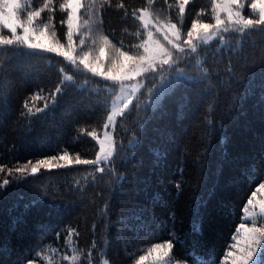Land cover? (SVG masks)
Listing matches in <instances>:
<instances>
[{
  "label": "trees",
  "instance_id": "trees-1",
  "mask_svg": "<svg viewBox=\"0 0 264 264\" xmlns=\"http://www.w3.org/2000/svg\"><path fill=\"white\" fill-rule=\"evenodd\" d=\"M64 2L54 0L53 22L61 42ZM181 2L98 0V23L83 19L89 20L90 34L98 31L95 36L107 35L113 44L123 41L132 48L145 38L132 15L136 9L161 12L185 30L196 20L213 19V0H188L183 14ZM121 3L124 8L118 7ZM218 41L201 46L195 55V60L206 59L205 83L181 84L154 112L145 108L149 86L140 91L118 118L114 135L122 146L112 157V170L103 173L75 160L96 157L97 142L87 133L103 130L113 95L109 82L83 70L65 80L64 72L74 68L54 53L35 61L7 59L10 50L0 54L10 82L0 97V167L5 168L0 182L10 181L0 189V264H85L93 241L90 264H137L155 244L169 240L174 260L222 263L244 220L242 207L264 182V31H229L223 47ZM187 68L194 74L196 62ZM61 79L65 92L52 106L50 97ZM26 100L33 112L45 102L49 107L29 116ZM64 153L71 163L53 161L63 167L41 168L26 180L7 174L29 160L35 164ZM196 223L199 231L193 228ZM73 250L79 256L74 262L66 256Z\"/></svg>",
  "mask_w": 264,
  "mask_h": 264
},
{
  "label": "snow or ice",
  "instance_id": "snow-or-ice-1",
  "mask_svg": "<svg viewBox=\"0 0 264 264\" xmlns=\"http://www.w3.org/2000/svg\"><path fill=\"white\" fill-rule=\"evenodd\" d=\"M183 2L187 3L188 0H183ZM89 3L94 5L96 0H89ZM249 3L250 9L247 15H243L239 10H233L234 8H244L243 4H239V0H224L223 4L219 2L215 3L214 13L217 10H222L226 15L228 23L226 24L219 14L214 15V24H199L194 21L186 32L183 44L180 42V29L177 28L176 23L169 22L168 24H164L158 17L148 12L147 9H136L132 15L138 19L141 29L145 33V38L142 39L141 43L132 45V48H127L123 41H119L118 46L117 44H113L107 35L101 34L98 41L96 39L91 40L93 46H96L98 43L99 55L94 58V61H90L89 54L91 49L83 52L79 57L73 55L75 50L74 34L81 35L78 42L81 46L85 45L84 35L88 34L80 33V21L83 19L80 10L83 9L89 15V18L92 15L90 7L85 5L84 0H65L60 5V9L66 13V16L59 21L60 25L66 29L62 32L65 43H61L60 38L56 35V28L53 22L56 11L54 0H43V3L36 7L22 4L21 0H0V29H6L9 33L7 35L0 34V54L9 52L10 50V55L7 56V59L26 57L35 61L45 57L48 53H54L56 56L64 57L77 71L81 70L80 66L82 65L84 72L102 77L105 81H111L112 88L110 91L113 95L108 101V115L106 122L103 124V138L98 137L94 131L87 133V135L93 137L97 142L99 151L96 154V158L87 160L80 159L77 156L75 160L76 164L95 165V171L103 173L105 172V168H109V171L112 170L109 167L113 162L112 157L115 155L117 147L122 146V143L116 141L112 135V132L115 131V118L124 116L125 110H129V106L136 99V93L144 87V83L137 81L136 78L142 77L145 81L152 84V87L147 89L149 98L145 102V108L153 112L161 108L165 98L172 96L181 84L187 88L191 84L205 83L209 79V72L203 66L206 63V59H197L195 73L188 74L184 68L177 66L182 57H178L176 53L184 54L186 49L191 53H197V43L195 41L208 45L217 36L220 37L218 41L219 45L223 47L225 40L222 33H228L229 31L238 32L241 35L246 30L259 29L264 31V0H249ZM118 7L124 8V4L121 3ZM45 11L49 15L42 17L41 14ZM179 11L183 14L184 8L181 6ZM253 12L258 14V18H251ZM83 26L90 33L89 20H83ZM198 28L203 30L202 34L197 31ZM18 29L21 31L18 32ZM162 29H167L162 34L169 46H165L153 39V31L161 32ZM49 32L53 39L42 40L41 38L45 37ZM169 32L171 36H169ZM140 35V31L135 33L137 37H140ZM132 49H143V51H132ZM106 53L108 67L106 70H101V58L105 57ZM166 66L168 75L167 77L160 75L158 77L159 84H157L155 82L157 79L155 74L165 72ZM60 71L63 72V69H60ZM227 71L231 72L232 70L229 67ZM5 73L4 62L0 60V97L6 94L5 89L10 83L6 79ZM67 80L72 81L73 77L68 76ZM132 81H136V83L132 84ZM64 83L65 80L61 79L51 94L50 102L52 106L56 105V96L64 94L65 89L62 87ZM38 97L39 93L31 99ZM97 99H99L98 95ZM23 107L27 110L29 116H33L36 113L44 112L49 107V103L45 102L44 107L35 109V112L29 106L28 100L24 102ZM134 107H139V101ZM208 111H212L211 107H209ZM21 115H24V113L22 112ZM207 123L211 124L212 121L209 119ZM109 129L112 131H109ZM57 160L71 163L68 154L64 153L59 157L51 156L37 160L35 164L29 160L20 167L7 169V174L12 176L13 180H26L28 176H36L41 168L51 170L63 167L64 165L53 163V161ZM4 171L5 168L0 167V172ZM9 183V179L5 178L0 182V189L6 187ZM176 187L179 189V184ZM261 190H264V183L259 184L256 192ZM256 192L252 193V198L247 199L246 205L242 207L244 220L238 225L232 237L233 242L226 246V251L223 254V264H264V201H259L258 213L250 212L248 208V205H253V198ZM32 203L35 204L37 201H33ZM249 219L251 220V226L247 222ZM257 219L260 221L259 225L257 224ZM93 228H95V225H93ZM193 228L195 231L200 230L198 223L194 224ZM241 235L242 239L239 238ZM173 247L174 245L171 240L165 242V244H156L154 246L152 251L157 253L160 264H171L165 258L169 257ZM95 248L96 243L93 241L92 248L86 253L85 264H90L92 250ZM193 255L195 256V254ZM77 259H79V256L73 250V262ZM145 259V256L140 257V261H144ZM199 259V257L196 258V260ZM28 264H32V261L29 260ZM212 264H219V262L213 261Z\"/></svg>",
  "mask_w": 264,
  "mask_h": 264
},
{
  "label": "rangeland",
  "instance_id": "rangeland-1",
  "mask_svg": "<svg viewBox=\"0 0 264 264\" xmlns=\"http://www.w3.org/2000/svg\"><path fill=\"white\" fill-rule=\"evenodd\" d=\"M24 2H25V0H21V3H22V4H23ZM97 2H98V0H96V3H95L94 5H91V4L89 3V0H84L85 5L88 6V7H90V9H91V11H92V15H91V20H92V21H91V22H93V25H95L96 23H98V22H97V21H98V17H97L98 14H97V12H96ZM217 2L223 4V3H224V0H213V10H214V8H215V3H217ZM239 4H243V5H244V8H242V9H240V8H234L233 10H234V11H235V10H239V11H241V13H242L243 15H247L248 12H249L248 10L250 9V4H248L246 0H239ZM181 6L184 8V11H185L186 3L181 2ZM143 9H147L148 12H150V13H152L154 16L158 17L159 20L162 21L164 24H168L169 22H170V23H176V24H177V28L180 29V36H181V41H180V42L183 44V40L186 38V32H187L190 28L187 29V30H185V29H184V28H183L178 22H176V21H174V20H171L170 18H167V17L164 16V14H162L161 12L154 11V10L149 9V8H143ZM254 13H255V12H254ZM80 14H81L82 17H83V16H86V17L89 16L88 14H86V13L84 12L83 9L80 10ZM215 14H219V15H220V18L223 19V20H225V23H226V24L228 23V22H227V19H226V15H225V13H224L222 10H217L216 13H214V11H213V19H212V20H196L195 22H198L199 24H204V23L214 24V23H215V20H214V15H215ZM255 14L258 15L257 13H255ZM251 18L256 19L254 16H251ZM22 19H23V17H22ZM82 20H84V19H82ZM82 20L80 21V24H81L80 33H81V34H85V33L83 32V29H82V27H83ZM166 30H167V29H162L161 32H156V31L154 30V31H153V39L156 40V41H159V43L164 44L165 46H169V45L167 44V41L164 39L163 34H162V33H163L164 31H166ZM20 31H21V30L18 29V32H20ZM197 31H198V32H201V34H202V32H203V30H202L201 28H198ZM97 33H98V31H97V32H94V33H93L94 35H92V34H90V33H88L87 35H84V38H85V41H86V42H85V45H83V46L79 45V43H78L79 40H80V38H81V35H75V34H74V49H75V50H74V52H73V55H76L77 57H79V56H81V55L83 54V52H87V51H89V49H91L90 54H89V60H90V61H94V58H95L96 56L99 55V52H98V46H99V45H98V43H97L96 46H93V45L91 44V40H92V39H96V40L98 41V38H99V37L95 36ZM0 34H5V35H7V34H9V33L7 32L6 29H0ZM226 34H227V33H222V35L224 36V40H225ZM169 36H171V33H170V32H169ZM41 39L44 40V41H47V40H51V39H53V38H52V36H51V34H50V32H49V33L46 34L45 37H42ZM215 39H218V40H219L220 37L217 36V37H215V38L212 39V40H215ZM212 40H211V41H212ZM195 42L197 43V53H198V49H199L201 46H203V44H201V43L198 42V41H195ZM61 43H65V42H61ZM109 47H110V46H109ZM197 53H191V52H189L187 49H186V52H185L184 54L176 53V55H177L178 57H182V58L180 59L179 64H178L177 66L180 67V68H184V69H185V72L188 73L187 63H190V65L193 66V63L196 62V60H195V55H196ZM101 61H102V63L100 64V68H101V70H106L107 67H108V65H107V53H106V56H105V57L101 58ZM80 68H81L80 71H77L75 68H74V71H73V72H71V71H68V72L65 71V72H64V79L67 80V77H68V76H72L73 79H76V77H77V73H79V72L82 71L83 66L81 65ZM188 74H189V73H188ZM160 75H164L165 77H167V75H168V72H167V66H166V70H165V72L155 74V76L157 77V79L155 80V82H156L157 84H159V79H158V77H159ZM136 80H137V81H141V82H143V83H144V87L149 86L147 89H149V88L152 87V84L149 83L148 81H145L142 77H137ZM108 82H109V84H110V86H111V88H112V83H111V81H108ZM126 83H128V82H126ZM131 83H132V84H135L136 81H132ZM144 87H143V88H144ZM143 88H141L140 91H141ZM140 91H139L138 93H136V98H138V96H139V94H140ZM135 100H136V99H134L133 102H134ZM130 106H131V105H130ZM130 106H129V108H130ZM125 111H126V110H125ZM118 118H119V116L115 118L116 123H117V121H118ZM115 127H116V125H115ZM103 131H104V129H103L100 133H97L96 135H97L98 137H100V138H103ZM109 131H112V130L109 129ZM112 135H113V137L115 138L114 132H112ZM98 151H99V149H98ZM95 158H96V157H95ZM263 183H264V182H263ZM258 187H259V186H258ZM258 187H257V188H258ZM257 188H256V189H257ZM254 192H256V190H255ZM251 198H252V196H251ZM259 201H264V190H261V191H259V192H256V195H255V197L253 198V205H248V208H249V211H250V212H257V213L259 212ZM247 222H248V225L251 226V220L249 219ZM259 223H260V221H259V219H257V224L259 225ZM239 238L242 239V235H241ZM159 244H165V243H159ZM155 245H156V244H155ZM155 245H154V246H155ZM154 246H153L152 248H150L149 252L146 253V254L144 255V256L146 257V259H145L144 261H140V260H139V262H138L137 264H160V261L158 260V257H157V253H156L155 251H152V249L154 248ZM66 256H67V257H70V258L72 259L73 253L70 254V256H69V255H66ZM165 259H166V260H169V261L171 262V264H185V263L179 262V261H177V260H174L173 257H172V255H171V253H170L169 257H167V258H165ZM103 264H108V263L105 261V262H103ZM220 264H223V261H222V263H220Z\"/></svg>",
  "mask_w": 264,
  "mask_h": 264
}]
</instances>
